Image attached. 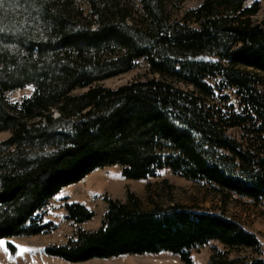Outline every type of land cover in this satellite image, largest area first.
Wrapping results in <instances>:
<instances>
[{"label":"trees","instance_id":"trees-1","mask_svg":"<svg viewBox=\"0 0 264 264\" xmlns=\"http://www.w3.org/2000/svg\"><path fill=\"white\" fill-rule=\"evenodd\" d=\"M184 1L0 3V133H10L0 141V240L55 229L44 222L49 202L99 168L118 166L132 180L170 169L264 199V22L253 19L261 4L202 0L178 19ZM141 60L152 76L100 84ZM29 85L30 96L7 98ZM105 202L96 231L45 252L73 263L171 253L194 264L191 251L212 241L261 248L238 221L210 210H144L133 194ZM65 206L75 224L95 216L82 204ZM208 264L264 260L229 258L214 247Z\"/></svg>","mask_w":264,"mask_h":264},{"label":"rangeland","instance_id":"rangeland-1","mask_svg":"<svg viewBox=\"0 0 264 264\" xmlns=\"http://www.w3.org/2000/svg\"><path fill=\"white\" fill-rule=\"evenodd\" d=\"M255 1L260 2L261 9L253 19L256 22H264V0H246L245 5L251 6ZM201 2L202 0H185L178 19H181L185 11L199 6ZM150 76L152 75L147 62L141 60L134 70L108 78L100 84L107 88H117ZM84 91L86 89L77 90L75 93ZM32 93L33 87L29 85L26 88L8 92L7 98L15 102ZM55 115H58L57 112ZM229 133L237 138L242 136L236 130H231ZM9 136V132L0 133V141ZM129 194L135 195L144 210H151L157 206L181 205L222 214L238 221L247 231L254 233L261 242V248L257 252L246 248L229 250L221 243L212 241L204 247L191 251L194 264H208L214 247L228 254L229 258L264 260V199L256 202L232 192H221L204 182L185 179L174 174L170 169H164L158 175L146 179H127L122 176L120 167L112 166L96 169L81 181L63 188L49 202L44 222L54 223L55 229L52 231L0 240L3 242L0 243V264H185L178 255L171 253L123 255L73 263L45 252L46 248L66 245L71 239H76L80 231H96L101 226L108 207L105 197L126 203ZM67 202L82 204L94 211L95 216L90 221L75 224L67 218L65 206Z\"/></svg>","mask_w":264,"mask_h":264},{"label":"snow or ice","instance_id":"snow-or-ice-1","mask_svg":"<svg viewBox=\"0 0 264 264\" xmlns=\"http://www.w3.org/2000/svg\"><path fill=\"white\" fill-rule=\"evenodd\" d=\"M0 3H3V0H0ZM0 243H3L2 241H0Z\"/></svg>","mask_w":264,"mask_h":264}]
</instances>
